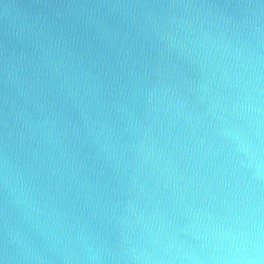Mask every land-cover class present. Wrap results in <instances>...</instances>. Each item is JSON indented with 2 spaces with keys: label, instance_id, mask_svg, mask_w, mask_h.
<instances>
[{
  "label": "water",
  "instance_id": "95a60500",
  "mask_svg": "<svg viewBox=\"0 0 264 264\" xmlns=\"http://www.w3.org/2000/svg\"><path fill=\"white\" fill-rule=\"evenodd\" d=\"M255 68L264 0H0V264H131L159 225L181 256L227 243L204 130Z\"/></svg>",
  "mask_w": 264,
  "mask_h": 264
},
{
  "label": "clouds",
  "instance_id": "9594fccd",
  "mask_svg": "<svg viewBox=\"0 0 264 264\" xmlns=\"http://www.w3.org/2000/svg\"><path fill=\"white\" fill-rule=\"evenodd\" d=\"M259 72L255 68L243 82V95L234 107L210 114L204 130L205 143L211 144L208 157L212 166L230 175L240 194L238 207L243 215L228 242H214L199 257L181 256L166 243L164 225H159L157 246L151 253L134 249L129 256L131 264H264V197L260 195L264 192V76ZM244 120L247 123L242 124ZM19 191L23 199L17 202L25 211H35L28 191ZM84 259L86 264H98L101 257L86 255Z\"/></svg>",
  "mask_w": 264,
  "mask_h": 264
}]
</instances>
